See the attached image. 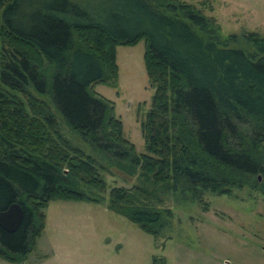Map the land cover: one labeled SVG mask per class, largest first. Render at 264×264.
Segmentation results:
<instances>
[{
	"label": "trees",
	"instance_id": "obj_1",
	"mask_svg": "<svg viewBox=\"0 0 264 264\" xmlns=\"http://www.w3.org/2000/svg\"><path fill=\"white\" fill-rule=\"evenodd\" d=\"M94 2L0 0V212L15 202L25 212L15 232L0 227V255L12 261L34 248L53 198L105 203L159 237V185L195 200L246 186L264 196V36L225 45L218 21L185 0ZM142 38L154 94L138 116V153L114 105L90 90L118 78L116 46ZM97 152L137 181L109 183Z\"/></svg>",
	"mask_w": 264,
	"mask_h": 264
},
{
	"label": "rangeland",
	"instance_id": "obj_2",
	"mask_svg": "<svg viewBox=\"0 0 264 264\" xmlns=\"http://www.w3.org/2000/svg\"><path fill=\"white\" fill-rule=\"evenodd\" d=\"M185 2L202 7L218 21L225 45L233 35L255 32L264 36V0ZM94 3L112 8L116 2ZM4 47L8 45H0L2 50ZM147 47L146 38L117 45L118 78L94 84L90 90L114 105L125 136L138 153L146 151L138 116L149 109L154 94L145 62ZM57 114L60 120L61 114ZM62 128L66 136L92 152L69 127L62 124ZM95 154L114 173L106 176L109 183L129 186L137 181L136 176L131 178L120 170L116 159ZM156 188L155 207L163 212L166 222L159 237L109 210L105 203L53 198L43 211L44 228L34 248L18 262L0 255V264H264V196L256 190L246 186L236 190L234 197L206 191L195 200L182 185Z\"/></svg>",
	"mask_w": 264,
	"mask_h": 264
},
{
	"label": "water",
	"instance_id": "obj_3",
	"mask_svg": "<svg viewBox=\"0 0 264 264\" xmlns=\"http://www.w3.org/2000/svg\"><path fill=\"white\" fill-rule=\"evenodd\" d=\"M24 218L23 206L15 202L8 209L0 212V227L8 232H15L22 225Z\"/></svg>",
	"mask_w": 264,
	"mask_h": 264
}]
</instances>
